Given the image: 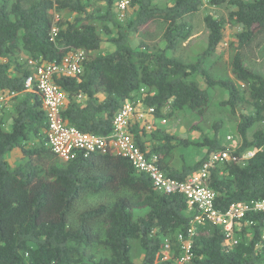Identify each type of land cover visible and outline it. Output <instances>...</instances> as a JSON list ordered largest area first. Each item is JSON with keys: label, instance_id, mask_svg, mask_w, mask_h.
<instances>
[{"label": "trees", "instance_id": "obj_1", "mask_svg": "<svg viewBox=\"0 0 264 264\" xmlns=\"http://www.w3.org/2000/svg\"><path fill=\"white\" fill-rule=\"evenodd\" d=\"M117 1L0 0V95H16L0 109V264H174L178 236L186 234L192 217L182 194L157 191L124 158L78 151L72 160L59 161L46 144L41 97L24 90L34 74L28 61L58 63L72 51L84 54L81 75L54 78L65 93L66 125L106 136L121 108L139 100L154 109L153 117L133 120L128 131L146 156H156L168 178L185 181L212 154L227 152L240 162L213 164L206 181L216 193V209L264 200V76L245 67L264 46V0H207L228 9L225 22L239 28L230 62L233 80L217 78L205 66L224 39V21L210 14L203 16L202 55L190 64L171 55L190 37L187 16L203 0H131L124 18L112 11ZM53 12L62 14L55 19ZM152 28L159 30L158 39L142 34ZM131 37L140 39L137 48ZM104 46L109 52L93 55ZM210 90L227 95L218 105L236 119L235 148L221 135L222 121L211 126L210 136L201 131L195 141L159 123L177 112L203 117ZM145 123L153 129L146 131ZM194 147L204 151L199 161L184 155ZM15 150L21 158L12 165L8 156ZM248 152L253 156L241 160ZM87 198L96 202L85 205ZM263 230L264 213L249 212L234 225L237 244L226 245L222 227L205 222L196 228L189 264H264ZM166 242L170 261H158ZM134 243L142 253L139 263L131 256ZM96 247L108 253L91 255Z\"/></svg>", "mask_w": 264, "mask_h": 264}, {"label": "built area", "instance_id": "obj_2", "mask_svg": "<svg viewBox=\"0 0 264 264\" xmlns=\"http://www.w3.org/2000/svg\"><path fill=\"white\" fill-rule=\"evenodd\" d=\"M130 1L118 0L115 3L116 14L120 18L127 16ZM55 33L56 30L53 28L51 35L53 36ZM83 60L84 54L82 52L72 51L58 63L36 64L33 61L27 62V65L34 69V74L26 78L24 90L35 91L41 97L46 112V144L55 157L61 162H68L74 158L78 151L83 152L85 157L93 153L121 157L129 161L135 170L146 174L157 191L166 194H182L187 201L192 217L186 234L178 236L181 248L174 264H189L196 228L205 222L222 227L226 245L237 244L233 233L234 225L249 212L264 213V200L251 199L246 202L235 203L230 205L225 212H221L215 207L216 193L207 186L206 181L209 169L213 164L238 163L240 162L238 158L232 157L227 152H216L210 156L209 161L202 166L200 171L192 174L185 181L168 178L158 168L156 156H146L128 131L133 120L143 121L153 117L154 109L143 106L139 100L127 103L121 108L115 116L112 131L106 136L84 134L76 128L66 125L61 117L65 93L54 83V78L81 75ZM15 96L14 93L0 95V109L3 108L6 101ZM159 123L165 124L166 120L162 119ZM152 129L150 123H145L146 131ZM252 156L253 152H248L241 160ZM260 245L264 252V230L261 234ZM156 258L162 262L170 261L171 247L169 243L164 244Z\"/></svg>", "mask_w": 264, "mask_h": 264}, {"label": "rangeland", "instance_id": "obj_3", "mask_svg": "<svg viewBox=\"0 0 264 264\" xmlns=\"http://www.w3.org/2000/svg\"><path fill=\"white\" fill-rule=\"evenodd\" d=\"M204 3L202 7L193 14L187 16V22L191 29V35L187 40L181 41L178 43L177 47L171 51V55L185 64L193 63L202 55L203 46L205 43V34L206 29L203 24V16L206 14H210L217 19H221L224 21L223 23V33L224 39L221 42L219 52L216 54L213 59H208L205 61L206 68L209 69L210 73L217 78H229L233 80V75L230 70V62L234 55V47L233 43L235 42V35L238 32L239 28L237 26L230 27L228 25L227 17L229 10L225 7H213L207 4V0H203ZM168 2V0H158V3L164 4ZM100 12L103 13L105 8L103 6L99 7ZM113 13L116 14L115 5L112 8ZM131 11L127 14L129 15ZM54 18L58 19L59 15L62 13L53 12ZM155 28H152L150 32L146 29L142 32V34H150L155 39H158ZM159 36V35H158ZM104 39L105 36L102 35ZM148 37V36H147ZM140 39L138 37H131L130 43L133 48H137L140 44ZM111 48L104 46V48L98 52L93 53V55L101 54L104 52H109ZM245 67L249 70L253 71L256 74H260L264 76V46H262L257 55L253 58L245 61ZM202 85V84H201ZM239 85V83H238ZM203 86V85H202ZM205 86H203L204 88ZM210 104H208V110L205 114L199 116L196 114L188 113V112H177L171 118L166 120L165 129L183 139H192L193 141L197 140L200 132L207 133L209 136L211 133V126L215 122H223L224 129L221 131V135L224 137L227 145L236 147V140L233 137V129L236 125V119L230 115L228 112L220 108L218 105L219 102L227 98V95L221 91L210 90ZM230 137V140H228ZM190 161H199L204 156L203 150H198L197 148H192L185 152L184 154ZM21 154L19 151L15 150L8 156L9 162L14 165L20 162ZM96 202L95 198H87L85 205H93ZM84 205L81 204V209H83ZM91 255L96 257L105 256L108 251L103 249L102 247H96L89 251ZM131 256L134 263H139L142 253L137 243H134L132 246Z\"/></svg>", "mask_w": 264, "mask_h": 264}, {"label": "crops", "instance_id": "obj_4", "mask_svg": "<svg viewBox=\"0 0 264 264\" xmlns=\"http://www.w3.org/2000/svg\"><path fill=\"white\" fill-rule=\"evenodd\" d=\"M9 125V124H8Z\"/></svg>", "mask_w": 264, "mask_h": 264}]
</instances>
